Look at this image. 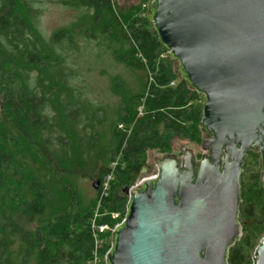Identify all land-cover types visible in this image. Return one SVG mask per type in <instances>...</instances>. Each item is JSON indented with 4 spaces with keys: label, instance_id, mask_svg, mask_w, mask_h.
<instances>
[{
    "label": "trees",
    "instance_id": "obj_1",
    "mask_svg": "<svg viewBox=\"0 0 264 264\" xmlns=\"http://www.w3.org/2000/svg\"><path fill=\"white\" fill-rule=\"evenodd\" d=\"M0 1V264H87L95 206L100 214L125 211L124 190L140 179L145 154L168 152L200 124V97L179 78L146 17L118 15L111 0H66L92 11L86 34L102 38L109 59L140 78L135 91L116 80L121 103L96 116L80 102L77 72L60 54L72 46L74 31L46 39L34 9ZM82 178L99 187L88 203L78 190ZM251 180L238 215L242 236L227 264H252L264 236V194L258 176Z\"/></svg>",
    "mask_w": 264,
    "mask_h": 264
},
{
    "label": "water",
    "instance_id": "obj_2",
    "mask_svg": "<svg viewBox=\"0 0 264 264\" xmlns=\"http://www.w3.org/2000/svg\"><path fill=\"white\" fill-rule=\"evenodd\" d=\"M146 18L203 97L201 136L212 138L198 166L189 151L155 156V179L124 190L125 221L104 264H227L242 235L239 178L251 149L260 148L264 183V0H149ZM252 263L264 264V237Z\"/></svg>",
    "mask_w": 264,
    "mask_h": 264
},
{
    "label": "rangeland",
    "instance_id": "obj_3",
    "mask_svg": "<svg viewBox=\"0 0 264 264\" xmlns=\"http://www.w3.org/2000/svg\"><path fill=\"white\" fill-rule=\"evenodd\" d=\"M21 2L25 4L24 8L35 10L38 17L39 31L46 39H49L60 30L74 31L72 46L70 48L65 47L60 54L68 59L67 65L77 72L74 83L81 91L80 102L83 106L89 105V111L97 109L96 116H98L101 114L100 109L110 111L115 110L119 106L121 103V99L118 96L120 92L113 90L116 80H123L126 86L133 91L137 89L140 79L139 75H135L114 64L104 49L102 38L92 39L89 33L86 34L87 28L90 27L89 20L92 11L72 8L65 3L66 0H21ZM111 2L118 15L130 12L133 19L146 17L149 0H111ZM131 9H133V12ZM199 97L198 104L202 106L203 97ZM191 133L192 135L188 139H174L171 142L169 151L166 153H162L159 150L148 151L145 154L144 169L140 179L156 174L153 164L155 156L158 159H162L165 156L174 155L181 160L183 153L189 151L195 159H199L203 153L200 124L193 127ZM256 171L255 168L254 172ZM94 183L95 180L88 178L78 180L79 193L86 203L96 197V190L93 188ZM96 212H100L98 204L93 209V213L95 214ZM123 213L124 210L118 213L119 218H122ZM107 219L111 221L112 225L116 223L111 217ZM255 245H258V240Z\"/></svg>",
    "mask_w": 264,
    "mask_h": 264
},
{
    "label": "built area",
    "instance_id": "obj_4",
    "mask_svg": "<svg viewBox=\"0 0 264 264\" xmlns=\"http://www.w3.org/2000/svg\"><path fill=\"white\" fill-rule=\"evenodd\" d=\"M173 85V84H171ZM114 167V165H113ZM156 174L148 177V178H142L139 179L133 186L130 187V189H134L140 184L145 181V180H151L155 179ZM113 180V176L111 174L107 175L102 182L100 183V197H107L110 189V184ZM127 197V203L129 200V196L126 195ZM126 203V206H127ZM125 213H126V207L125 211L123 213L122 218H119V214H110V213H95L93 215V218L90 222V229H91V234H92V239L94 243V249L92 252V258L87 262V264H104L105 263V253L110 249V239H111V231L112 229L117 225L125 221ZM113 219L114 225L111 224V221L105 222V223H100V219L102 218H110ZM120 219V220H119ZM119 220V221H118ZM118 221V222H117ZM253 264V263H252Z\"/></svg>",
    "mask_w": 264,
    "mask_h": 264
},
{
    "label": "flooded vegetation",
    "instance_id": "obj_5",
    "mask_svg": "<svg viewBox=\"0 0 264 264\" xmlns=\"http://www.w3.org/2000/svg\"><path fill=\"white\" fill-rule=\"evenodd\" d=\"M203 136H204V140L206 138H208V139H211L212 138L211 135L205 134V133H203ZM184 153H183V155H184ZM183 155H182V158H183ZM207 157H208V153L207 152H204V154H202L199 159H195L194 158V161H195V163L198 166L199 163L203 159H206ZM254 158H256V166H255ZM255 168L257 170L256 172H254V169ZM254 174L258 176L259 185L261 186V189L263 190V194H264V183L262 182L263 174L261 172V154H260V148H258L256 150L251 149L249 152H247L246 153V157H245V159L243 161V166L241 168V174H240V178H239L241 203L239 204V207H238V215H239L240 206L242 204V194H243L244 189L246 187V181H249L250 180L249 182L252 183L251 178L254 176ZM238 223H239V225L241 227V230H242L241 223L239 221H238ZM253 255H254V253H253Z\"/></svg>",
    "mask_w": 264,
    "mask_h": 264
}]
</instances>
